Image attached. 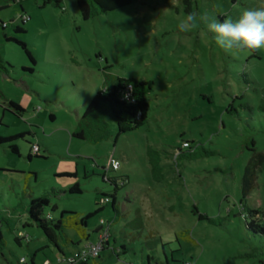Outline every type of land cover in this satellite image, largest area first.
Here are the masks:
<instances>
[{"label":"rangeland","instance_id":"1","mask_svg":"<svg viewBox=\"0 0 264 264\" xmlns=\"http://www.w3.org/2000/svg\"><path fill=\"white\" fill-rule=\"evenodd\" d=\"M19 1L0 0V136L26 133L14 141L19 155L0 146V264H58L61 254L28 219L30 199L45 195L51 218L85 216L114 194L107 177L127 178L115 195L120 215L109 201L88 221V240L64 228L67 241L58 243L67 257L96 241L103 220L114 221L109 245L118 255L105 249L98 264H264V170L244 200L257 216L241 191L247 162L264 154V48L225 50L208 29L264 0H191L190 13L182 0H136L88 20L75 0ZM190 15L196 22L181 31ZM114 76L151 82L146 122L116 137L108 117L107 140L72 137L86 103ZM9 99L23 107L20 116L3 111ZM189 151L196 156L178 157ZM74 183L81 194L67 192ZM138 213L139 231L128 225ZM17 233L27 236L21 245Z\"/></svg>","mask_w":264,"mask_h":264},{"label":"trees","instance_id":"2","mask_svg":"<svg viewBox=\"0 0 264 264\" xmlns=\"http://www.w3.org/2000/svg\"><path fill=\"white\" fill-rule=\"evenodd\" d=\"M12 3L18 2L19 0H7ZM136 0H75L77 8L79 10L80 16L83 20H88L92 17L115 11L121 9L127 5H130ZM51 0H44V3H50ZM185 4V9L188 13L191 11V0H182ZM235 2V0H233ZM59 0H55V4L58 5ZM22 23L25 22L23 16L20 15ZM1 28L6 27V24L0 21ZM16 31L21 32L22 28L16 27ZM24 48L28 57L33 60L30 52L25 48L24 44H21ZM2 61L0 57V62ZM151 90V82L137 80L133 77H120L114 76L112 83L105 86L103 89L99 90L93 97L86 103L84 112L79 120L77 129L72 132L71 136L81 139L87 140L91 143H98L103 140H107L110 134V127L107 121L109 117L116 125V137L126 132L135 130L142 126L148 117L149 112V102H148V92ZM6 107H4L3 111L7 110L10 113L20 116L21 113L24 112L23 107L14 102L13 100H6L5 102ZM264 110V105L260 107ZM26 133H18L10 136H0V146L7 145L8 150L15 155H19V150L14 141L18 139H24ZM254 151V149H252ZM149 163L151 167V172L153 178L155 180L160 179V166H159V159L157 154L150 150L148 151ZM182 157H195L196 152L189 151L188 153H181L178 155ZM28 158L30 155L28 154ZM264 170V154L263 153H255L251 159L247 162L244 173L242 177V202L244 204V209H247L244 200L247 194L252 189L256 175L258 172ZM114 187V194L109 195L106 198H99V205L100 208L96 209L92 213H87L85 216L78 215L74 212H67L62 211L58 218H51L45 214V207L49 205V201L45 195H41L37 198H31L28 205H27V215L28 219L31 224H34L37 228H39L46 239L52 243L56 249L59 251L61 255H65L63 249L59 246V238L63 237V229L69 228L74 229L76 233L82 238L88 240L90 237V233L88 231L87 225L88 221L96 215L103 207L109 203L116 213V219L120 215L119 209L116 205V192L119 190L120 187L125 186L127 183L126 177L119 178H109L105 179ZM69 194H81L82 190L80 189L78 183H74L70 186L67 190ZM103 201L102 203L100 201ZM55 208V207H54ZM249 213L253 216H257L259 211L257 209H247ZM200 219H206L207 215L199 214ZM209 222H213L209 220ZM114 223V221L109 222L107 227H104L103 224H97L96 228L93 232L99 235V232L102 231L104 228H107L110 235V226ZM105 224V221H104ZM132 225L135 230L143 229V222L141 221L140 214L136 215V218L133 219L128 225ZM1 222H0V249L5 245L2 231H1ZM253 227L252 222L249 225ZM258 230L264 235V227L259 226ZM110 238V237H109ZM109 238L108 240L102 243V251L105 249H111L113 253L118 255L115 250V247H111L109 245ZM188 239L193 241L189 236ZM98 239V236H97ZM96 239V240H97ZM26 241L24 236L16 234L14 241L21 245V241ZM67 241V238H64ZM151 242V241H149ZM148 242V244H149ZM154 244L156 242H161L160 238H156L152 241ZM164 246V244H162ZM122 253H125L126 248L124 246L121 247ZM100 252V254H101ZM100 254L97 258L93 259V264H98V260L100 259ZM36 252H34L31 256V263L34 262V257ZM153 257L147 258V264H150L149 261L152 260ZM89 262H81L76 264H88ZM18 264H25L19 261ZM71 264V263H70ZM167 264V262L165 263Z\"/></svg>","mask_w":264,"mask_h":264},{"label":"clouds","instance_id":"3","mask_svg":"<svg viewBox=\"0 0 264 264\" xmlns=\"http://www.w3.org/2000/svg\"><path fill=\"white\" fill-rule=\"evenodd\" d=\"M196 17L190 15L178 27L188 31ZM208 29L214 34L215 42L223 49H262L264 48V8H250L233 19L219 21L213 19Z\"/></svg>","mask_w":264,"mask_h":264},{"label":"built area","instance_id":"4","mask_svg":"<svg viewBox=\"0 0 264 264\" xmlns=\"http://www.w3.org/2000/svg\"><path fill=\"white\" fill-rule=\"evenodd\" d=\"M23 19L26 17L23 16ZM183 146H189L188 142H184ZM111 167L114 170L119 166V163L112 159ZM103 202L102 200L100 201ZM100 223L104 225V221L100 220ZM19 235H22L19 233ZM24 236L27 240V236ZM110 237L109 231L107 228H104L102 231L99 232L98 239L94 242H85L79 246L73 253L71 252L70 257L66 255H61L58 257V264H65V263H81V262H90L91 260L97 258L102 250V243ZM21 263H24L25 260L22 258L20 260Z\"/></svg>","mask_w":264,"mask_h":264},{"label":"crops","instance_id":"5","mask_svg":"<svg viewBox=\"0 0 264 264\" xmlns=\"http://www.w3.org/2000/svg\"><path fill=\"white\" fill-rule=\"evenodd\" d=\"M4 104H5V103H4ZM3 109H4V108H3ZM79 246H80V245H78V247H77V248H79ZM77 248H76V249H77Z\"/></svg>","mask_w":264,"mask_h":264}]
</instances>
